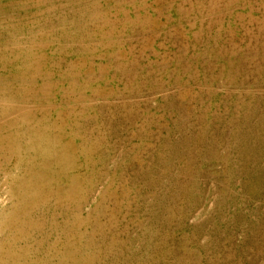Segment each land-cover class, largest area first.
Segmentation results:
<instances>
[{
	"label": "rangeland",
	"instance_id": "1",
	"mask_svg": "<svg viewBox=\"0 0 264 264\" xmlns=\"http://www.w3.org/2000/svg\"><path fill=\"white\" fill-rule=\"evenodd\" d=\"M0 264H264V0H0Z\"/></svg>",
	"mask_w": 264,
	"mask_h": 264
}]
</instances>
